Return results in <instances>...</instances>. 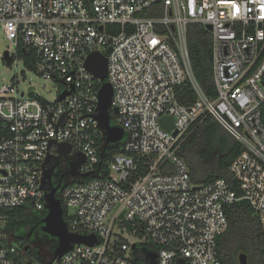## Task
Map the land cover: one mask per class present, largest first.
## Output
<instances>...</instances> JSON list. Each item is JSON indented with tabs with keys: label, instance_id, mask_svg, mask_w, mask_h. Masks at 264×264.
Here are the masks:
<instances>
[{
	"label": "built area",
	"instance_id": "built-area-1",
	"mask_svg": "<svg viewBox=\"0 0 264 264\" xmlns=\"http://www.w3.org/2000/svg\"><path fill=\"white\" fill-rule=\"evenodd\" d=\"M193 23L212 34L215 98L192 67ZM0 29L14 44L9 62L21 60L56 88L51 100L34 85L20 91L17 77L0 86V222L7 208L45 210L44 162L58 155V142L85 153L81 173L98 171L61 193L69 229L97 241L50 255L48 264H224L218 240L229 226L226 208L240 200L264 231V0H0ZM94 52L108 57L105 79L86 65ZM105 81L126 151L113 156L107 174L96 117ZM185 81L198 96L190 105L176 96ZM208 115L244 147L230 166L241 193L222 177L194 183L178 153ZM165 116L174 117L172 130L162 125ZM118 222L131 240L116 231ZM29 260L26 238L0 224V264H46Z\"/></svg>",
	"mask_w": 264,
	"mask_h": 264
},
{
	"label": "trees",
	"instance_id": "trees-1",
	"mask_svg": "<svg viewBox=\"0 0 264 264\" xmlns=\"http://www.w3.org/2000/svg\"><path fill=\"white\" fill-rule=\"evenodd\" d=\"M188 46L192 67L198 82L210 98H215L217 88L213 70L211 32L199 23L191 24L188 28ZM19 55L29 57L28 52L23 48L19 49ZM176 96L185 105L193 104L198 97L190 81H185L176 87ZM111 114L115 119L112 109ZM112 122L115 124V121ZM103 142V138L100 137L98 149L101 169L107 174L109 171L107 165L113 156L126 151L123 140L108 146L105 150L102 149ZM243 148L242 143L229 133L214 116L208 115L194 129L178 153L186 160L194 183L206 184L222 177L241 193L238 181L230 166ZM142 162L143 160H140V163ZM145 169V166H141L139 171L143 173ZM91 177L93 176L85 177L84 180ZM132 178L135 176L133 175ZM61 193L62 190L57 194L60 198ZM31 211L46 214L45 210L30 209L26 205L7 208L4 211V219L0 222L3 225V230L15 239H25L30 232V227L27 225L29 222L25 220V217ZM226 213L229 226L218 240L222 262L224 264H241L239 254L244 252L248 255V264H264V231L257 212L248 201L240 200L229 205L226 208ZM25 226L28 227L27 230L24 228ZM26 244L29 245L30 260L28 262L33 263L40 260L38 257H32L27 238Z\"/></svg>",
	"mask_w": 264,
	"mask_h": 264
},
{
	"label": "water",
	"instance_id": "water-1",
	"mask_svg": "<svg viewBox=\"0 0 264 264\" xmlns=\"http://www.w3.org/2000/svg\"><path fill=\"white\" fill-rule=\"evenodd\" d=\"M102 28V27H101ZM208 28H212L211 25H208ZM112 47L107 49V53H110ZM4 57L6 60L11 61L9 57V51L6 50L4 52ZM89 70H91L97 77L105 79L108 73V57L106 54H102L99 52L92 53L86 63ZM70 92H66L60 96V99H63ZM29 95L33 96L34 91L31 88ZM112 98H113V88L109 81L103 82L100 90H99V102L97 107V119L99 122V126L103 133V145L102 149L105 150L108 148L110 144L117 143L124 138L125 131L124 129L114 124L111 121L113 117L111 114V109L114 112H117V108H112ZM162 125L168 129L172 130L174 125V117L165 116L161 119ZM177 131H175V134ZM54 143H56L54 141ZM58 155L54 156L50 154L47 156L44 162V171L43 177L41 180V189L45 192V211L46 214L42 219L43 222V231L48 235L56 238V245L54 246L51 252V260L55 258H59L63 256L66 252H68L74 244L80 242L86 243H95L97 238L94 234L86 235L80 234L77 232H72L69 229L68 223L65 218V208L61 201V198L57 196L58 186L50 185L52 181V177L54 175V169L56 167L58 159L63 156L69 155L71 152V145L66 142H58ZM77 158L71 161L70 173H72L75 177H77V181H82L85 177L96 175L98 171H90L87 173H81L79 171V165L86 161V155L84 152H76ZM57 160V161H56ZM101 167V163L99 164ZM121 218H124V213L120 215ZM31 234H29L30 236ZM135 247V245H134ZM28 249V247H27ZM156 254L152 255L151 259L154 260ZM44 263L48 264L44 258L41 259ZM179 264H185L184 259L179 260ZM239 261L241 264H248V255L246 253L239 254Z\"/></svg>",
	"mask_w": 264,
	"mask_h": 264
},
{
	"label": "rangeland",
	"instance_id": "rangeland-1",
	"mask_svg": "<svg viewBox=\"0 0 264 264\" xmlns=\"http://www.w3.org/2000/svg\"><path fill=\"white\" fill-rule=\"evenodd\" d=\"M13 45V41L0 29V86L9 84L12 79L17 77L20 91L28 89L29 85H34L37 93L47 99H54L56 88L52 81L43 78L33 70L27 69L21 60L17 63H10L5 59L4 52L9 48H13ZM111 121H115V119L111 118ZM24 228L27 230L28 227L25 226ZM116 231L121 232L130 240L133 238L132 232L128 231V228L122 229L120 222L116 225Z\"/></svg>",
	"mask_w": 264,
	"mask_h": 264
},
{
	"label": "flooded vegetation",
	"instance_id": "flooded-vegetation-1",
	"mask_svg": "<svg viewBox=\"0 0 264 264\" xmlns=\"http://www.w3.org/2000/svg\"><path fill=\"white\" fill-rule=\"evenodd\" d=\"M75 158H77V155L74 152H70L69 155L61 157L58 161L56 160L57 164L50 185L58 186L57 194L66 184L77 181V177L69 171L71 168V161ZM44 216V212L37 213L31 211L25 217V220L29 222L27 225L30 227V232L26 235V238L31 247L32 257H38L40 260L49 257L51 255V253H49L50 249L56 245V238L48 235L42 229V219ZM29 234L31 235L29 236ZM34 259L36 260V258Z\"/></svg>",
	"mask_w": 264,
	"mask_h": 264
}]
</instances>
